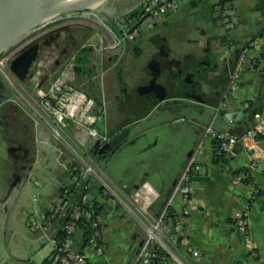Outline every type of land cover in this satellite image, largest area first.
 <instances>
[{"label":"crops","instance_id":"1","mask_svg":"<svg viewBox=\"0 0 264 264\" xmlns=\"http://www.w3.org/2000/svg\"><path fill=\"white\" fill-rule=\"evenodd\" d=\"M144 1L109 0L95 11L97 26H92L83 45L92 50V54L95 51L100 59L89 65L92 77L80 74L75 66L80 85L89 87L93 95L89 96L104 115L98 128L115 134L131 125L127 142L98 161L101 171L115 189L128 195L129 205H132L133 194L143 183H148L156 193L148 207L150 217H157L169 205L172 224L201 254L196 258L186 247L180 246L177 251L186 264H264V135L254 155L238 145L230 156L219 160L214 159L212 139L204 138V130L210 124L221 132L241 134L253 126V112L264 116V37H260L264 30V0L232 1V9L238 16L232 28L217 25L216 14L211 11L215 0H196L194 6L192 0H183L178 11L170 12L154 24L142 21ZM138 11L139 18L134 16L130 20L141 23V34L133 41H123L116 51L100 53L103 41L124 38L127 30L120 24L121 18ZM189 16L196 21L191 22L193 27L188 29ZM159 40L169 46L173 58L181 65L205 57L218 63L221 76L213 80L212 88L204 90L208 97L186 96L183 79L173 77L178 73L176 68L171 66L162 75L160 67L152 66V69ZM143 46H147L149 57L126 83L123 76L132 73L128 70L131 65L126 64L127 59H139L144 53ZM244 50L250 57H259L261 65L256 71L240 72L235 89H230L233 66ZM114 54L119 55L116 58ZM75 55L76 52L71 54ZM113 70L118 72L117 82L113 81ZM155 80L166 87V92L148 89ZM40 88L43 89L42 85ZM152 91L158 93L157 97ZM163 95L165 99L159 103ZM123 98L129 102V108L123 107ZM155 99L158 100L154 103ZM156 111H159L156 124L140 127ZM223 113L232 115L231 124L226 123ZM31 116L21 112L18 116L12 115L15 118L11 120L13 129L10 132L7 130L10 127L4 130L6 125L0 124L8 144V161L10 159V172L0 187V207L21 206L28 194H33L36 203L32 207L41 213L52 208L58 188L69 180L57 160L60 145L40 139L44 129L49 130ZM66 159L63 156L62 161ZM190 159L200 170L192 178L193 191L190 203L186 204L182 194L175 192V187ZM253 162L255 166L251 167ZM53 164L59 165V171H55ZM16 168L23 174L17 173ZM245 173L249 179L238 182L236 177ZM255 188L259 190L257 196ZM94 195L102 204L101 241L105 250L99 253L78 236L75 247L87 255L91 264H131L143 240L142 229L98 183ZM245 210L248 211V236L234 220L237 212ZM53 236V230L50 233L45 230V237L52 239ZM249 242L255 244L256 258L250 255ZM156 264L178 263L163 257Z\"/></svg>","mask_w":264,"mask_h":264},{"label":"built area","instance_id":"2","mask_svg":"<svg viewBox=\"0 0 264 264\" xmlns=\"http://www.w3.org/2000/svg\"><path fill=\"white\" fill-rule=\"evenodd\" d=\"M215 1L214 13L217 25L232 28L238 21L237 13L231 6L232 1H227L225 5L220 3L221 0ZM182 2L183 0H145L142 4V21L154 24L170 12L178 11ZM120 24L127 30L124 38L103 41L99 46L100 53L116 50L123 41H133L143 29L141 23L132 22L128 19V15L121 18ZM6 51L7 49L1 53L2 56H7ZM11 58L4 57L0 60V65ZM56 60L57 57L48 54L41 68L48 69L54 66ZM260 65L259 57L248 56L246 50L241 52L236 67L230 75V89H235L240 72L256 71ZM71 73H73L72 66L63 71L56 80H49L51 85L46 91L38 84L35 96L29 104L30 111H33L31 117L35 121L43 122L54 141L60 145L57 160L67 172L69 180L67 184L58 188L52 208L41 216L42 222L33 220L31 229L34 231L43 228L54 232L51 239L53 247L45 264H91L87 255L75 247L77 236L82 242L92 245L99 253L104 252L105 246L101 241L104 227L102 210H100L102 204L94 199L93 194L97 183L107 196L110 195L116 200L143 231L142 243L131 264H156L163 257L172 258L178 264H186L178 254L177 250L180 246L186 247L192 256L200 258V252L191 247L182 236L181 230L176 229L172 224L169 205H166L157 217H150L148 207L156 193L148 183H143L133 194L130 198L132 205H129L128 195L122 190L115 189L103 175L92 148L97 142L101 145L105 144L111 136L107 131L102 132L98 128L104 120V115L96 101L68 82ZM254 120L253 126L242 134L221 132L213 125H208L204 130V138L209 137L213 141L214 159L230 156L233 148L238 145L248 154L254 155L259 139L264 135V116L259 112L255 113ZM63 156L67 158L65 162L62 161ZM253 166H255L254 162L251 164V167ZM199 170L200 167L193 159L188 160L176 183L175 192L182 194L186 204L190 203L193 191L192 178ZM248 179V173L236 177L238 182ZM258 194L259 190L255 188V196ZM185 212L187 213L188 210ZM234 220L248 236V211L237 212ZM80 222L88 224L86 238L79 227ZM248 245L251 257L256 258L255 244L249 242Z\"/></svg>","mask_w":264,"mask_h":264},{"label":"rangeland","instance_id":"3","mask_svg":"<svg viewBox=\"0 0 264 264\" xmlns=\"http://www.w3.org/2000/svg\"><path fill=\"white\" fill-rule=\"evenodd\" d=\"M94 14L96 13L80 11L63 12L55 18L42 23L36 30L31 31L20 38L14 45L7 49V56H2V54L0 55V60L4 57H13L17 55L21 50L34 41H45V39L48 38L50 46L44 48L41 55V62L46 60L48 54L53 57H57L58 61H60L59 65L55 64L58 68L55 74H53L52 79L56 80L62 75L63 71H66L68 67L72 66L73 73L70 74V80H68V82H70L74 87L85 91L92 97L93 95L89 87H87V85L81 86L80 81L77 78V74L75 72L77 67L76 56H71L72 53L77 51V48H73L74 46L71 44V42L75 39H73V36L71 35L79 26L89 29H91L93 25L96 27L97 23H95L96 20L94 19ZM84 18L88 19L85 20ZM195 21V17L189 16V20L186 22V28L189 29L190 27H193L190 23ZM106 36L110 39L109 34L106 33ZM109 41L112 40L110 39ZM52 46L55 48H52ZM62 51L68 52L70 56H63ZM143 51L144 53L139 59H136L135 61H132V58L127 59L128 62H126V64L131 65L128 66V70L132 73L131 75L125 74L123 76L126 83L132 78L134 73L137 72V68L141 62L148 59L149 56L147 53V46L143 48ZM115 54L113 56L117 58L119 54L117 56ZM98 59L100 58L94 51L91 55V61L94 63L97 62ZM7 61H4L3 65H0V79L5 84L9 94V100L0 105V124L2 126L6 125L3 126L5 127L4 130H6L7 127H10V129H7L10 132L13 129V123L11 120H14L15 118L12 117V115L15 114L18 116L19 112L24 115L33 113V111H30L31 109L29 104L32 102V99L34 98L33 96H35L38 84L42 85L44 90L49 87V80L47 78L50 75L49 71L51 68L41 69V67L38 66L34 77L27 83H22L11 71L10 63ZM112 74L113 81L117 82L118 72L113 70ZM126 101L127 100L123 98V102H125L123 103V107L129 105V102ZM126 108L129 107L127 106ZM141 112L142 111H140L139 114ZM158 114L159 111L153 113L152 118L149 121L143 122L140 127L155 125ZM44 131L45 132L42 133L40 139L47 140L48 142H55L51 133L45 129ZM7 146L8 144L5 140V135L0 128V187L3 179L10 172V167L8 165L10 164V159L8 161L6 154ZM49 163H52V160H49ZM53 165L55 167V171H59L57 169V166L59 165ZM32 195L30 196V194H28V197L25 198V203L21 206L13 204L8 209L0 207V264H41L49 256L52 250V240L45 237V230L43 228L37 231L31 229L33 220L42 222V214L48 211L45 210L44 212L38 213L39 210L32 207V205L36 203L35 196L32 197ZM50 231L51 230H47L48 233H50Z\"/></svg>","mask_w":264,"mask_h":264},{"label":"water","instance_id":"4","mask_svg":"<svg viewBox=\"0 0 264 264\" xmlns=\"http://www.w3.org/2000/svg\"><path fill=\"white\" fill-rule=\"evenodd\" d=\"M59 1L60 0H0V54L15 44L24 35L36 30L41 26L42 23L49 21L46 19H48V16L53 13H56L54 16L56 17L67 11L95 12L109 0H86L80 6L60 5L56 10H54L56 3ZM91 1H94L98 4L95 7H92ZM196 3V0L191 1V5L193 6ZM49 46L50 43L46 44L43 40L34 41L9 60L11 71L19 78L22 83H27L34 77L37 72V67L42 66L41 55L44 51V48ZM167 47L168 50L165 48L160 49L161 55L165 58H173V51L168 45ZM160 63L161 62L159 60H153L151 62V67H158L160 66ZM55 64L59 65L60 61L57 59ZM168 64L174 68H179L181 62L177 59H173ZM213 64V58H207L204 61L199 62V65H204L207 68L204 79L200 82L201 89L204 94H206L204 90L212 88L214 85L213 80L217 79V77H219L217 75H220L222 71L218 63L215 65ZM236 64L237 62H235L232 71H234ZM183 73L184 71L181 68L177 75L182 79ZM191 75V73L188 74V76ZM173 77L178 78L176 75ZM182 82L183 84L189 83L188 80H182ZM5 87V84L0 79V92L2 95L0 98H2L4 101L7 99V96L2 93ZM148 89H159L166 92V87L157 84L156 80ZM164 99L165 97L163 95L161 98H159V103L164 101ZM242 113L243 112L240 113V116H242ZM223 115L226 123L231 124L232 115L230 113H223ZM130 133L131 125H127L121 131L112 135L109 141L105 144L101 145L99 142H97L92 148L93 154L106 155L108 153L115 152L127 142L130 137Z\"/></svg>","mask_w":264,"mask_h":264},{"label":"flooded vegetation","instance_id":"5","mask_svg":"<svg viewBox=\"0 0 264 264\" xmlns=\"http://www.w3.org/2000/svg\"><path fill=\"white\" fill-rule=\"evenodd\" d=\"M90 33H91V29L86 28V27H83V26H79V27H77L76 30L73 31L72 35L69 34V35L73 36V39L75 38L74 41L71 42V44H73V46H74L73 48H77V51H76V55L75 56H77L82 51L89 49L88 47H86V45H83V44H84L87 36ZM45 43L46 44L47 43H50V41L48 40V38L45 39ZM156 43L158 44L157 45L158 54L152 59V61L153 60H159L161 62L160 63V66H158V67L161 68V70H162L161 75H162L163 73H167L166 71L169 69V67H171L168 63L171 60H173L174 58H171V57L170 58H165L164 56L161 55V52H160V49L161 48H165L166 50H168V47L163 42V40H159ZM79 45H80V47H79ZM52 48H55V47L52 46ZM62 54H63V56H67V55L70 56V54L68 52H66V51H62ZM207 58H209V57H205V58H202V59L197 60V61L192 60L191 62L190 61L189 62H185L184 64L180 65L179 68H176L177 71H179L181 68L183 69L184 73H183L182 79H183V81L188 80V82H189L188 84L184 83V86L186 87V90H183V93L186 96H198L199 97V95H201L202 97H208L207 94H204L203 93V91L201 89V84H200V82L204 79V75L206 73L205 71H206L207 68L204 65H199V62L200 61H204ZM215 64H216V62L214 61V64L213 65H215ZM50 68H51V70L49 71L50 72V75L48 76L47 79L52 80V76L57 71L58 66L57 67L56 66L55 67L52 66ZM189 73H191L192 75L191 76H188ZM176 76H178V75L176 74ZM220 76H221V74L219 75V77ZM152 92H153L152 94L157 97V94L158 93L156 91H152ZM2 93H4L7 96V99L4 101L2 98H0V104L1 105L3 103H6L9 100V94L7 92L6 87L4 88V90H3ZM1 96L2 95H1V92H0V97ZM157 100L158 99H155L154 100V103L157 102ZM16 171L19 174H23V172L19 168H16ZM20 171H21V173H20Z\"/></svg>","mask_w":264,"mask_h":264},{"label":"trees","instance_id":"6","mask_svg":"<svg viewBox=\"0 0 264 264\" xmlns=\"http://www.w3.org/2000/svg\"><path fill=\"white\" fill-rule=\"evenodd\" d=\"M227 1H234V0H221L220 3L223 4V5H225V3ZM139 11L137 13L128 15V19H131V17H134V16H137V18H139V16H140V12ZM211 11L214 12L215 11V7L212 6L211 7ZM260 37H264V30L260 33ZM91 55H92L91 50L88 49V50L82 51L81 53H79L76 56V63H77L78 69H79V73L80 74H83V75H87L89 77H92L93 76V70L89 66L90 63H91ZM253 113L255 114L256 112H253ZM254 114H253V116H254ZM113 134H114V132H109V135L110 136H112ZM110 154L111 153H108L106 155H94V156L99 161V160H101L103 158L109 157ZM93 194H94V189H93ZM94 199L96 200V197L95 196H94ZM100 210H102V207H100ZM79 227L83 231V235L86 238L88 224L87 223H84V222H80L79 223ZM45 263H46V259L44 260V262L42 264H45Z\"/></svg>","mask_w":264,"mask_h":264},{"label":"bare ground","instance_id":"7","mask_svg":"<svg viewBox=\"0 0 264 264\" xmlns=\"http://www.w3.org/2000/svg\"><path fill=\"white\" fill-rule=\"evenodd\" d=\"M86 0H60L58 3H56L55 5V9L56 10L60 5L62 6H80L82 3H84ZM92 2V7H95L98 3L91 1ZM56 13H53L51 15L48 16V19L46 20H51L53 18H55ZM190 102V101H189Z\"/></svg>","mask_w":264,"mask_h":264}]
</instances>
